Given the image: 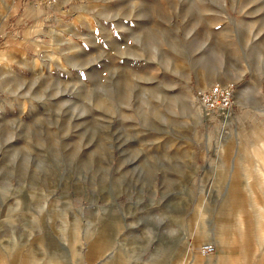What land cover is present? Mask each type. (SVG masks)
<instances>
[{"label":"rangeland","instance_id":"1","mask_svg":"<svg viewBox=\"0 0 264 264\" xmlns=\"http://www.w3.org/2000/svg\"><path fill=\"white\" fill-rule=\"evenodd\" d=\"M263 145L264 0H0V264H174L264 205ZM239 211L228 253L264 264Z\"/></svg>","mask_w":264,"mask_h":264},{"label":"crops","instance_id":"2","mask_svg":"<svg viewBox=\"0 0 264 264\" xmlns=\"http://www.w3.org/2000/svg\"><path fill=\"white\" fill-rule=\"evenodd\" d=\"M263 159H264V154L262 155ZM255 162H259L258 158H255ZM242 176V182L246 181V184L244 185H248L253 184L255 182V184L257 185V187L260 189L261 192L264 191V177L263 176H259L258 178H256L255 181H252L250 177H248V175L244 172H242L241 174ZM233 186L231 188H233V190H235V188H238L237 185V181L236 182H232ZM235 197V196H234ZM232 200L230 201V213L232 215H234L235 220L233 223H221L220 229L217 230H212V229H207L206 225H205V217H200V221H199V217L198 220L196 221L197 223L193 226V231L195 233V238L197 239L195 241L194 244H192V253L194 254L193 250H196L200 248V246L202 245V243L205 242H210L213 243L216 246V254L211 255L212 257H208V256H202L200 254H196L195 253V257L194 260L193 258H190L189 260L187 259L189 256V252L188 250H186L184 252V260H185V264H247V255L246 252H242V254H230L228 253L229 250L232 249V246L235 244L234 242H230V240H228L229 238L227 237V235L229 234H234L236 232L239 231L240 233V227L239 230L237 229V225L240 224V222L242 221V217H244L242 215V213H236L235 210L236 209H245L246 211H249V215L251 216V218L254 219V223L257 225L259 222L262 221V219H264V205L262 206L261 203L259 202H253L250 200L244 201L243 198H241L242 200H237L236 198L231 197ZM245 198V197H244ZM262 206V207H261ZM260 219V220H259ZM235 224V226L233 225ZM231 225L234 226L231 227ZM232 231V232H231ZM253 234H251L253 237L251 239V236L246 235L245 239H243L241 236L239 235V239L241 240V249H249L251 250V252L253 253V255H258V253H256L258 251V249H260L259 244L262 240V242H264V238H263V234H259V232L255 230L252 232ZM243 239V240H242ZM236 239H234L233 241H235ZM247 240H252L253 243H255L252 246L251 249L248 248V246L246 245ZM214 241V242H213ZM232 241V240H231ZM243 241H246L244 243H242ZM246 243V244H245ZM195 248V249H194ZM219 249V250H218ZM226 251H225V250ZM255 251V252H254ZM192 254V256H193ZM258 257V256H257ZM177 258V257H175ZM208 258V259H207ZM121 264L124 263V260H120Z\"/></svg>","mask_w":264,"mask_h":264},{"label":"built area","instance_id":"3","mask_svg":"<svg viewBox=\"0 0 264 264\" xmlns=\"http://www.w3.org/2000/svg\"><path fill=\"white\" fill-rule=\"evenodd\" d=\"M197 95L199 101L208 110L228 108L233 102V87L232 84L215 82L209 87L200 89ZM200 249L203 255H207L215 251V246L212 243H204Z\"/></svg>","mask_w":264,"mask_h":264},{"label":"bare ground","instance_id":"4","mask_svg":"<svg viewBox=\"0 0 264 264\" xmlns=\"http://www.w3.org/2000/svg\"><path fill=\"white\" fill-rule=\"evenodd\" d=\"M251 92H249L247 89L246 90H242L241 92H240V95L238 96V98L240 99L239 101H241L242 103H247V100L250 98V96H251ZM202 106H203V108L205 109V110H207L208 111V109H206L205 107H204V105L202 104V103H200ZM229 111V110H228ZM225 112H227V111H225ZM224 115L226 116V117H229V113H224ZM194 118L196 119V120H201V118H202V111H200V109H197V113H195L194 112ZM263 147H264V145H263ZM254 153L256 154V158H258L259 159V162H254V164H253V166H255L256 168H259V167H262V168H264V159H263V154H264V149H259V148H257V149H254ZM214 242V241H213ZM205 243H210V242H205ZM204 243H202V245H203ZM213 244V243H212ZM201 245V246H202ZM214 245V244H213ZM201 246H200V248H201ZM215 246V245H214ZM216 247V246H215ZM197 249V250H199V254L200 255H202V256H211V255H214V253H210V254H207V255H203L202 253H200V251H201V249ZM190 250V249H189ZM219 250V249H218ZM225 250V249H224ZM226 251V250H225ZM193 254V253H192ZM191 257L193 258V260H194V257L191 255ZM196 258V257H195ZM208 259V258H207ZM177 262L176 263H174V264H185V260H184V258H182V259H178L177 258Z\"/></svg>","mask_w":264,"mask_h":264}]
</instances>
